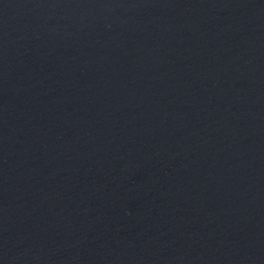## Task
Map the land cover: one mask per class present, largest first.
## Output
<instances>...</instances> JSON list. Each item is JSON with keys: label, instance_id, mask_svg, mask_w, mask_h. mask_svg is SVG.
I'll return each mask as SVG.
<instances>
[{"label": "water", "instance_id": "obj_1", "mask_svg": "<svg viewBox=\"0 0 264 264\" xmlns=\"http://www.w3.org/2000/svg\"><path fill=\"white\" fill-rule=\"evenodd\" d=\"M0 264H264V0H0Z\"/></svg>", "mask_w": 264, "mask_h": 264}]
</instances>
